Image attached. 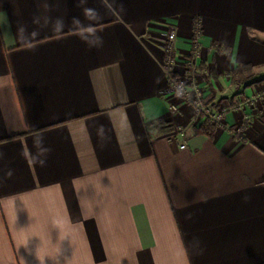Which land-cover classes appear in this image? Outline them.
Segmentation results:
<instances>
[{
  "label": "crops",
  "instance_id": "0c3cea01",
  "mask_svg": "<svg viewBox=\"0 0 264 264\" xmlns=\"http://www.w3.org/2000/svg\"><path fill=\"white\" fill-rule=\"evenodd\" d=\"M0 153V264H264V0H0Z\"/></svg>",
  "mask_w": 264,
  "mask_h": 264
},
{
  "label": "built area",
  "instance_id": "2783aa9c",
  "mask_svg": "<svg viewBox=\"0 0 264 264\" xmlns=\"http://www.w3.org/2000/svg\"><path fill=\"white\" fill-rule=\"evenodd\" d=\"M177 37V31L176 29H169L166 41L164 44V54L162 58V63L165 69V73L167 77L170 80V85L173 93L176 95V89L179 85L183 84L185 88V95L183 97H180L186 101H188L194 108V122L197 124L200 120H202L203 117H207L210 120H212L216 124H223L226 122V114L229 110V106L225 105H218L216 107H212L210 103H204L203 102V90L199 88L198 86H195L194 91L190 88V82L187 81L185 78L181 76H177L174 73V66L176 62V58L174 56V44ZM198 56L199 51L197 50L194 56V59L191 60L190 63L194 65H198ZM196 84V83H195ZM177 96V95H176ZM248 100L245 98H242V100L236 105V108L241 109L243 113V120L244 122H250L253 118L252 112H248L249 108ZM170 110L173 112H176L178 110V107L174 104L170 106ZM238 132H240L241 127L236 129ZM184 128L183 127H177L175 132L170 134V139H176L179 137L184 136ZM177 142L180 144L181 148L186 147V141H183L182 143L180 140Z\"/></svg>",
  "mask_w": 264,
  "mask_h": 264
},
{
  "label": "trees",
  "instance_id": "16d2710c",
  "mask_svg": "<svg viewBox=\"0 0 264 264\" xmlns=\"http://www.w3.org/2000/svg\"><path fill=\"white\" fill-rule=\"evenodd\" d=\"M197 43V42H196ZM196 43L194 45V51H193V57L195 56V53L197 51V49H195L196 47ZM197 70V68H196ZM255 76V72L253 69V66L250 64H242V65H238L232 72V81L234 83L237 84H241V83H245L250 81L253 77ZM211 95H208V97L214 99L215 95H214V90L211 89ZM212 96V97H211ZM204 103H206L203 100ZM212 105V107H216L218 106L215 103H210ZM216 123H214L212 120H210L207 117H203L201 123L199 124L197 131L202 132L204 134H207L209 136H211L214 131H215V127H216Z\"/></svg>",
  "mask_w": 264,
  "mask_h": 264
},
{
  "label": "clouds",
  "instance_id": "9594fccd",
  "mask_svg": "<svg viewBox=\"0 0 264 264\" xmlns=\"http://www.w3.org/2000/svg\"><path fill=\"white\" fill-rule=\"evenodd\" d=\"M97 44L99 43H102V41L100 40V38H97V41H96ZM176 95L178 97H183L185 95V88H184V85L181 84L177 87L176 89ZM102 131V126H101V129ZM43 143V137L42 136H36L34 138V145L39 147V151L41 153V155L39 156H29V152L28 151H22L21 155L24 156L26 159H29V162L30 163H33V164H38L40 166H44L46 165L47 163V155L51 153V148L48 147V148H45V147H40ZM3 154L0 153V156H2ZM10 175V173H9Z\"/></svg>",
  "mask_w": 264,
  "mask_h": 264
},
{
  "label": "rangeland",
  "instance_id": "374dc122",
  "mask_svg": "<svg viewBox=\"0 0 264 264\" xmlns=\"http://www.w3.org/2000/svg\"><path fill=\"white\" fill-rule=\"evenodd\" d=\"M198 40H195V43L197 42ZM197 45H198V42L196 43ZM190 67L192 68V70L190 69L189 71H188V73H190L192 76L191 77H188V76H182L183 78H185L187 81L190 79V78H193L194 77V74H196V71H194V69L193 68H195L196 67V65H194V64H192V63H190ZM196 79V78H195ZM197 80V79H196ZM190 82V81H189ZM197 86H198V84H197ZM199 88H201L200 86H199ZM202 90V89H201ZM203 99V98H202ZM207 103V102H206ZM225 106H228V105H225Z\"/></svg>",
  "mask_w": 264,
  "mask_h": 264
}]
</instances>
